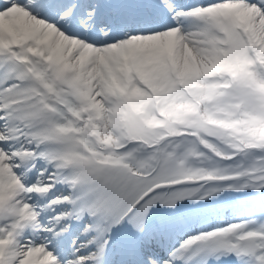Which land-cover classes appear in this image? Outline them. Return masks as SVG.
Returning <instances> with one entry per match:
<instances>
[{
    "label": "snow or ice",
    "instance_id": "1",
    "mask_svg": "<svg viewBox=\"0 0 264 264\" xmlns=\"http://www.w3.org/2000/svg\"><path fill=\"white\" fill-rule=\"evenodd\" d=\"M0 264H264V0H0Z\"/></svg>",
    "mask_w": 264,
    "mask_h": 264
}]
</instances>
